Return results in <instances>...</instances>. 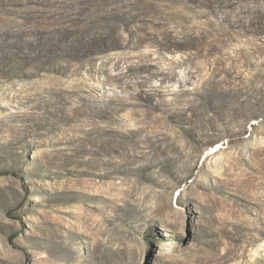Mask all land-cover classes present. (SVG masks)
<instances>
[{
  "label": "rangeland",
  "instance_id": "1",
  "mask_svg": "<svg viewBox=\"0 0 264 264\" xmlns=\"http://www.w3.org/2000/svg\"><path fill=\"white\" fill-rule=\"evenodd\" d=\"M0 264H264V0H0Z\"/></svg>",
  "mask_w": 264,
  "mask_h": 264
},
{
  "label": "trees",
  "instance_id": "2",
  "mask_svg": "<svg viewBox=\"0 0 264 264\" xmlns=\"http://www.w3.org/2000/svg\"><path fill=\"white\" fill-rule=\"evenodd\" d=\"M95 38L93 39V41L91 40L90 42H85V44L81 47L78 48L77 51H82L81 53H83L84 55H88V54H93V53H97V51H105V50H111V49H116L117 48V44L115 43V41L113 39L111 40H107V38H102V39H98ZM105 46L104 50H97L100 47Z\"/></svg>",
  "mask_w": 264,
  "mask_h": 264
}]
</instances>
